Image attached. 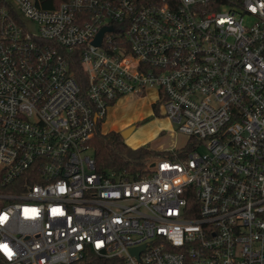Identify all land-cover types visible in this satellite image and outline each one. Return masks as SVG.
Segmentation results:
<instances>
[{
    "label": "built area",
    "instance_id": "built-area-1",
    "mask_svg": "<svg viewBox=\"0 0 264 264\" xmlns=\"http://www.w3.org/2000/svg\"><path fill=\"white\" fill-rule=\"evenodd\" d=\"M125 95L193 148L99 169ZM0 187V264H264V0H0Z\"/></svg>",
    "mask_w": 264,
    "mask_h": 264
},
{
    "label": "trees",
    "instance_id": "trees-1",
    "mask_svg": "<svg viewBox=\"0 0 264 264\" xmlns=\"http://www.w3.org/2000/svg\"><path fill=\"white\" fill-rule=\"evenodd\" d=\"M37 5L43 8L55 7L62 0H34ZM70 69L81 86L85 84V73L79 60V51H73L67 56ZM194 138L188 137L187 142L180 148H176L177 154L185 156L193 148ZM97 166L101 170L115 169L125 170L134 177L149 171V162L165 157H172L170 150H156L147 144L131 147L125 143L119 130L109 129L101 131V122H96L92 138ZM1 191V187H0ZM114 259L95 258L88 256L81 261V264H104Z\"/></svg>",
    "mask_w": 264,
    "mask_h": 264
},
{
    "label": "rangeland",
    "instance_id": "rangeland-1",
    "mask_svg": "<svg viewBox=\"0 0 264 264\" xmlns=\"http://www.w3.org/2000/svg\"><path fill=\"white\" fill-rule=\"evenodd\" d=\"M153 97L125 95L118 98L113 106H108L105 119L101 122V131L114 129L119 131L134 123L135 128L123 137L126 144L136 147L147 144L156 150L180 148L187 142L188 136L178 131L177 124L153 106Z\"/></svg>",
    "mask_w": 264,
    "mask_h": 264
},
{
    "label": "water",
    "instance_id": "water-1",
    "mask_svg": "<svg viewBox=\"0 0 264 264\" xmlns=\"http://www.w3.org/2000/svg\"><path fill=\"white\" fill-rule=\"evenodd\" d=\"M95 43H99V40H96ZM134 128H135L134 124H131V125H128V126L122 128L119 131L121 136H122V138L123 137H127L132 132V130H134ZM151 165H153V164H151Z\"/></svg>",
    "mask_w": 264,
    "mask_h": 264
},
{
    "label": "flooded vegetation",
    "instance_id": "flooded-vegetation-1",
    "mask_svg": "<svg viewBox=\"0 0 264 264\" xmlns=\"http://www.w3.org/2000/svg\"><path fill=\"white\" fill-rule=\"evenodd\" d=\"M132 123H130V125H131ZM134 124V123H133Z\"/></svg>",
    "mask_w": 264,
    "mask_h": 264
},
{
    "label": "crops",
    "instance_id": "crops-1",
    "mask_svg": "<svg viewBox=\"0 0 264 264\" xmlns=\"http://www.w3.org/2000/svg\"><path fill=\"white\" fill-rule=\"evenodd\" d=\"M119 130V129H118Z\"/></svg>",
    "mask_w": 264,
    "mask_h": 264
}]
</instances>
